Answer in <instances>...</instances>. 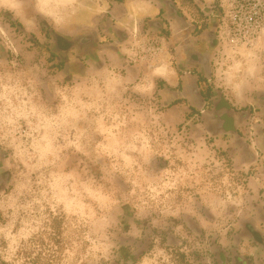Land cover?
<instances>
[{
	"label": "clouds",
	"instance_id": "1",
	"mask_svg": "<svg viewBox=\"0 0 264 264\" xmlns=\"http://www.w3.org/2000/svg\"><path fill=\"white\" fill-rule=\"evenodd\" d=\"M224 7L234 38L185 59L146 44L159 8L144 0H0V145L15 148L0 170L18 169L0 207L25 223L41 202L93 209L69 218L53 264H264V0ZM99 110L121 117L110 135Z\"/></svg>",
	"mask_w": 264,
	"mask_h": 264
},
{
	"label": "rangeland",
	"instance_id": "2",
	"mask_svg": "<svg viewBox=\"0 0 264 264\" xmlns=\"http://www.w3.org/2000/svg\"><path fill=\"white\" fill-rule=\"evenodd\" d=\"M221 33L228 39H233L232 32L227 36L225 27H223ZM240 44H237V51L234 54L233 59L238 62L239 58L243 55L244 49ZM154 46H160L155 45ZM99 121V129L101 134H111V129L105 124V120H109L112 128H117L120 125L121 117L118 113H111L109 116H105L104 110L97 112ZM57 121L64 119L63 112L56 116ZM49 121L45 118V124ZM0 135H3L0 132ZM67 137L68 141L73 140V130L65 129L60 135L56 137V141L49 145L50 149H54L58 144L65 142L64 138ZM111 147V146H109ZM15 148L9 147L5 149L0 145V153L5 155L6 158L9 153H13ZM124 158H127L125 154ZM9 169L6 170V183L0 190V205H2L6 197H12L16 191L15 183V168L16 161L9 160ZM23 168V165H20ZM58 183V181H56ZM174 186H170L167 182L158 189L157 192L160 195H165L173 190ZM155 194V193H154ZM99 199H103L102 196ZM34 213L31 217V223H25L20 216L13 217L11 215V209L9 215L5 216L0 207V264H12V260H19L21 264H53L54 261L62 259V255L65 247V232L67 229L65 225L68 224L69 218L75 219L77 216H87L92 211L90 204H85L77 201H67L60 204L56 209L58 214H53V209L50 206H45L43 202L33 205ZM163 214V213H162ZM168 219V217H166ZM180 217L177 216L173 223L180 222ZM220 225L224 228H228L229 224L224 221L222 217L210 216L205 223V228L210 229L214 225ZM185 232L190 236L193 243L198 242L197 236L192 232L191 224L184 221ZM45 229L43 232L40 229ZM35 229L36 231H32ZM164 235H167V224L164 226ZM20 244H26L27 247L20 248ZM11 255V259L7 257Z\"/></svg>",
	"mask_w": 264,
	"mask_h": 264
},
{
	"label": "flooded vegetation",
	"instance_id": "3",
	"mask_svg": "<svg viewBox=\"0 0 264 264\" xmlns=\"http://www.w3.org/2000/svg\"><path fill=\"white\" fill-rule=\"evenodd\" d=\"M150 1L159 8L158 15L144 19L140 25L141 28L151 30L149 42L153 45L168 46L173 51L179 46L185 59L202 56L206 47L219 46L224 27V0H175L171 8L168 0ZM100 27L102 28V23ZM209 34L216 36L211 45L208 42ZM0 158L6 159V156L0 153ZM6 173L5 169L0 170V190L5 186ZM190 229L197 236L196 239L200 240V232L193 230L192 226ZM209 259H217L214 250Z\"/></svg>",
	"mask_w": 264,
	"mask_h": 264
},
{
	"label": "built area",
	"instance_id": "4",
	"mask_svg": "<svg viewBox=\"0 0 264 264\" xmlns=\"http://www.w3.org/2000/svg\"><path fill=\"white\" fill-rule=\"evenodd\" d=\"M247 3V0H239V4L241 7L245 6ZM227 24V29H226V32H227V36H229V34L232 32V35L235 36L236 33H235V30H234V25L232 24V22L230 20L227 19L226 17V9H224V12H223V25L225 27V25ZM148 44L150 45H153L152 43L148 42Z\"/></svg>",
	"mask_w": 264,
	"mask_h": 264
},
{
	"label": "crops",
	"instance_id": "5",
	"mask_svg": "<svg viewBox=\"0 0 264 264\" xmlns=\"http://www.w3.org/2000/svg\"><path fill=\"white\" fill-rule=\"evenodd\" d=\"M144 2L146 3V4H150V5H152V2L150 1V0H144ZM152 15H145L144 17H143V19H142V21L144 20V19H146V18H148V17H151ZM141 21V22H142ZM140 22V23H141ZM104 26H103V23H102V28H103ZM141 31L142 32H144L145 34H147V39H146V44H148V42H149V37H151L150 35H149V31L147 30V29H145V28H141ZM220 41V43H221V40H219ZM220 43H219V45H220ZM161 71H162V69H161Z\"/></svg>",
	"mask_w": 264,
	"mask_h": 264
}]
</instances>
